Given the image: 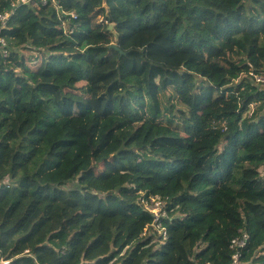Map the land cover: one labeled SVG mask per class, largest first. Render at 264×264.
I'll return each instance as SVG.
<instances>
[{"label":"trees","instance_id":"trees-1","mask_svg":"<svg viewBox=\"0 0 264 264\" xmlns=\"http://www.w3.org/2000/svg\"><path fill=\"white\" fill-rule=\"evenodd\" d=\"M0 14V264H264V0Z\"/></svg>","mask_w":264,"mask_h":264},{"label":"built area","instance_id":"built-area-1","mask_svg":"<svg viewBox=\"0 0 264 264\" xmlns=\"http://www.w3.org/2000/svg\"><path fill=\"white\" fill-rule=\"evenodd\" d=\"M19 2H27L28 0H17ZM14 6V3L12 4ZM74 16V13L71 14ZM7 17V14H0V20L4 21ZM0 43L4 44L2 38H0ZM3 54H6L5 50H2ZM255 81L264 82V76L254 75ZM141 203L144 209L152 213L154 217V224L158 228V231L162 239L166 238V231L160 225V219L165 216V207L166 202L159 195H149L148 197H141ZM247 240V234L241 233V237H235L231 241V247L234 249V254L232 255L233 264H237L238 258L240 257V248L245 246ZM3 263H8V261H2ZM35 264H39L35 261Z\"/></svg>","mask_w":264,"mask_h":264},{"label":"rangeland","instance_id":"rangeland-1","mask_svg":"<svg viewBox=\"0 0 264 264\" xmlns=\"http://www.w3.org/2000/svg\"><path fill=\"white\" fill-rule=\"evenodd\" d=\"M98 21L101 22V18L100 17H97ZM110 26V29H112L115 33V40H116V43H113V44H116L117 46H121L125 51V56L126 54H129L131 53V51L134 49V48H137V44L140 40H134L135 36L136 35H128L127 32L125 31H122L119 29L118 26H115V25H109ZM109 28V27H108ZM132 62H137V65L138 66H141V62H139L138 59L136 58H133V57H130V60H129V63H132ZM151 70H148V72H150ZM154 73H151L150 74V80L153 81V76ZM154 79H158V76H156ZM161 79V78H160ZM70 110L71 111H75L76 110V107H73L71 106L70 107ZM262 176L264 177V168H262Z\"/></svg>","mask_w":264,"mask_h":264},{"label":"water","instance_id":"water-1","mask_svg":"<svg viewBox=\"0 0 264 264\" xmlns=\"http://www.w3.org/2000/svg\"><path fill=\"white\" fill-rule=\"evenodd\" d=\"M109 29H110V26H109ZM109 47L114 48L115 50L119 51L121 54H124V52L116 44H111Z\"/></svg>","mask_w":264,"mask_h":264},{"label":"clouds","instance_id":"clouds-1","mask_svg":"<svg viewBox=\"0 0 264 264\" xmlns=\"http://www.w3.org/2000/svg\"><path fill=\"white\" fill-rule=\"evenodd\" d=\"M249 75L251 76V78L253 79V80H255V78H254V74L252 73V71H250L249 72ZM148 211V210H147ZM151 213V212H150ZM152 214V213H151ZM154 227H155V229H157L158 230V228L155 226V224H154V221H153V224H152ZM161 225V224H160ZM162 227V226H161ZM164 228V227H163ZM165 229V228H164ZM158 232V234H160L159 233V231H157ZM161 236V235H160ZM162 238V237H161ZM4 261V260H3Z\"/></svg>","mask_w":264,"mask_h":264}]
</instances>
